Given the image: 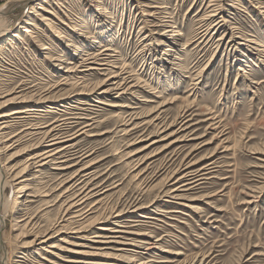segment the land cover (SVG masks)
Instances as JSON below:
<instances>
[{
	"label": "rangeland",
	"instance_id": "rangeland-1",
	"mask_svg": "<svg viewBox=\"0 0 264 264\" xmlns=\"http://www.w3.org/2000/svg\"><path fill=\"white\" fill-rule=\"evenodd\" d=\"M20 1L0 0V9ZM0 21L8 29L0 39V113L54 107L0 119V165L10 182L0 238L9 264H78L59 254L94 264H264V0H29ZM105 47L108 64L81 63ZM7 93L21 98L2 104ZM178 116L189 119L183 130ZM66 117H79L69 134L91 124L70 142L68 154L83 157L66 165L81 162L62 173L49 165L23 170L43 150L36 128ZM190 161L215 167L199 188L164 196L176 185L166 178ZM91 163L84 172L103 192L83 204L97 202L82 232L59 230L70 217L61 214L60 178ZM29 178L36 196L27 198L18 183ZM117 212L126 233L93 242V232L118 228ZM45 230L62 247L49 249L56 255L25 244ZM78 247L89 254L67 251Z\"/></svg>",
	"mask_w": 264,
	"mask_h": 264
},
{
	"label": "bare ground",
	"instance_id": "bare-ground-1",
	"mask_svg": "<svg viewBox=\"0 0 264 264\" xmlns=\"http://www.w3.org/2000/svg\"><path fill=\"white\" fill-rule=\"evenodd\" d=\"M28 1L29 0H22V1L18 2V3H13L12 2V3H10L8 5V7L4 6L5 8L3 7V9H0V19L1 18H5V15L12 8L25 7ZM14 2H16V1H14ZM1 8H2V6H1ZM3 24H2V21H0V39L3 36H6L7 32H8V31H6L8 29L4 28L5 26L3 27ZM141 28H143V27H141ZM22 31L25 32L28 35L31 33V30L28 27L23 28ZM12 36L15 37V36H17V34L14 33ZM12 36H11V38H7V40H9V42L12 41ZM69 45L71 46L72 44H69ZM76 48L77 47H75V49ZM43 49H46V47H43ZM107 50H111V48L110 47H105V49H103L102 52L95 53V54H92V55L89 54L87 58H82V60H81L82 62L81 63H86V64H88L90 62L93 63V62H95L96 60L99 59L100 61H102L101 63H98L99 65L108 64L107 61L105 62V60H108V59H105V58L108 57V56H106L108 53L104 52V51H107ZM166 50L170 51V48L168 47V49H166ZM100 55H103V56H100ZM68 64H72V61L68 60L67 61V65ZM92 68L97 69L96 67H94L92 65V66L88 67L86 70H89V69H92ZM83 70H85V69H83ZM65 71H69L70 72L71 70H69L67 68V69H65ZM117 76H118L117 74H114L110 78H116ZM109 80L111 81V79H109ZM111 84L115 85L116 84L115 80H113V82ZM108 91L109 90H102L101 92L106 94ZM11 94L13 95L14 93H7L8 96L6 95V97H4L5 99H4V102L2 104L7 105V104L15 103L16 101H14V99L21 98V96H12ZM17 102L18 103H22V102H25V100H20V101H17ZM95 102L102 103V101L99 100V99H96ZM79 103L87 104V103H84V102H79ZM66 106H67L66 108H68V107H70L72 105H66ZM115 106L116 107H121L123 105L117 104ZM52 108H54V107H44L42 105H39V106H31L30 105V106H24V107L22 106V107L10 109V110H8L6 112L0 113V119L9 118V117H11L13 115H16V114H23L24 118H28V117L31 116V114H29L31 112L44 113V112H49L48 109L52 110ZM152 111H154V110H152ZM161 113H162V111H161ZM116 116H118V115H116ZM34 117H36V116H34ZM178 118L180 120V116H178ZM77 119H79V117H69V118L66 117V118H61V120L60 119H56L55 121L49 123L48 125H45L43 127L39 126L38 128H36L34 133L37 134V136H43V143H42L43 150L39 151L38 153L36 152L35 154H33V156L31 155L28 158V160H29L28 163H26V165L23 167V170L25 169V167H28L29 165H31V166L35 165L36 167H42V166H45V165H49V166H51V169L57 170V173H62L63 171H66L68 168L78 165L81 162V160L78 161V162H75V163H73L71 165H66V163L71 160L69 158V156H71V158H73V159H76V158H78V157L83 155L82 152H80L79 154H78V152H74L73 154H68L69 153V149L72 147L70 142L77 135H79L81 133H85L86 130H87L86 127H88L91 124L87 123L84 126L80 127L75 133L69 134L70 131L72 130V128L74 127L73 124L77 123V122H75ZM130 119L131 118H129L128 120H124V118H123L121 120V121H123L122 124L123 125H127L128 124L127 122ZM58 120H60V121H58ZM188 120L189 119L180 120V122L178 123V120L175 119V121H176L175 124H180V126H179V128L177 130H179V129L183 130L184 129L183 125H185V122H187ZM56 121H58V122H56ZM4 124H6V121H4ZM175 124H174V122H172V123H169V126H173ZM0 125H1V123H0ZM44 127H49V128L42 130V128H44ZM135 128L136 127H133V128H131V130H134ZM105 132H108V131H105ZM177 132L178 131H175V132L169 133L168 135L165 134V136L162 135L163 136L162 138L157 139V140H152L149 143V146L152 145V144H156L155 142H158V141L169 140V138L174 136ZM179 140L180 139H177V138L173 139V140H170V141H168L165 144V146L163 148H169L172 144H174L175 142L177 143V141H179ZM218 145H220V144H218ZM0 149H1V147H0ZM255 152H258V151H255ZM134 154L135 153H133L132 156H134ZM151 156H154V155H151ZM151 156H149V157H151ZM210 156H213V155H210ZM91 164H92V166H90ZM91 164L88 165L89 166L88 168L87 167H82V168L78 169L75 173H73L72 175L68 176L67 178L66 177L60 178V181H59V184H58L59 187L56 190L60 191L58 193L57 197L62 199L61 206H60L61 210H62L61 214H63V216L70 215V217L67 216L68 218L62 219L65 222L64 224L61 225L60 223H58V225L60 226L59 230L63 229V227H66V226H68V228H71V226H73V228H71V229H74V230H72L73 231L72 233H75L77 235V233L82 232L81 229L83 227H79V225H83L84 224V222L86 221L85 218L89 214L88 211L90 209H92L94 204L97 203V202L92 203L90 205V207H87V208H85L83 206V204L85 202H87L88 200H90L92 197L98 196L99 194H101L103 192L102 191L100 193L99 191H101V190L98 189L102 185H96V186L93 187L92 184H93L94 178H92V176L90 174L88 175V172L87 173L84 172L87 169L93 167L94 163H91ZM137 164H138V162H137ZM137 164L135 166H137ZM195 164H197V163L196 162H191V161L187 162V163L183 164L182 171L179 169L181 171V172H179L181 175L179 173H177V170H174L166 178V181H169L171 185L172 184H176V185L174 187H172V188L168 187L163 193L164 196H167V197H170V198H174V199H179V198H181V196H180L181 194H179L178 192L182 191L183 187L189 186L188 189H194V188L197 189V188H199L200 185L202 183H204L205 179H207L206 175L211 172L210 170H212L213 167H215V165L213 164V161L212 162H208L207 164H205L203 166H200L198 168L195 167ZM136 168H138V166ZM136 168L133 169V170H136ZM82 172H84V173H82ZM173 174H175V175H173ZM178 174H179V176L176 177ZM16 175H17V172L13 175V177H16ZM62 176H64V175H62ZM23 180L26 181V182L22 183L20 181L18 183V184H21L20 190H23V189H24V191L25 190H29V193H27V198L28 197H35L36 195L30 193V192H33L31 187H30V185L34 181L31 182V178L23 179ZM5 184H7V185L9 184L10 185V182L8 181L7 177L4 174L3 167L0 165V235H1V230H2V223L4 222V219H5V212H6L5 209H6V203H7V199L4 198V196L2 194V192L4 190V187H5ZM184 189H186V188H184ZM45 195L46 194H42L41 196H45ZM25 202H27V201H25ZM16 203H18L19 206H23L22 201L16 202ZM140 208L141 207H136V209H133V210H138ZM158 211L163 212V209H158ZM141 216H143L145 218H148V219L149 218L150 219H155V217H153V216H145L143 214ZM120 217H121V213L120 212H117V213H115V215H113V218H116L114 220L113 224H115L119 229L118 228L112 229L110 227H103L100 230H105L106 232L105 231L104 232H102V231L93 232V234H91V236H90V237L94 238V240H92V241L93 242L106 243V242H109L108 241L109 238L122 237V236H120V234H117V233L125 232L122 229H120V227L124 226L119 221ZM30 219H32V218H30ZM128 220H130L131 222L133 221L131 219H128ZM24 224H27V222H25ZM51 224H50V226H51ZM48 229H50V227ZM110 233H112V234H110ZM113 233H116V234H113ZM48 234H49V232H47L46 230L43 233H39L38 232V233L34 234L33 239L30 240L28 243H25L26 245H29L27 248L32 249L35 254L38 253L39 250H49L51 248H56L57 250L61 249L62 248L61 246H58V245H56L54 243H50L49 242V240H51L53 235H48ZM59 240H63L64 241L63 238L59 239ZM3 242L4 241L2 240V238H0V264H9L10 257H9V255L7 253L8 250H6V246L4 245L5 242L4 243ZM64 242H66V241H64ZM151 243H147V244H151ZM75 244H78V243H75ZM71 245H72V243H71ZM83 246L84 245H82V247ZM148 246H153V245H148ZM24 247H26V246H24ZM79 248H81V247H78L77 249H75V248L67 249V251H70L71 253H75L77 255L89 254V252H87V250L79 249ZM64 250H65V247H64ZM49 251L52 254L56 255V253L53 252L52 250H49ZM58 257L60 258L61 261L66 262V263H78V264L79 263L80 264L81 263L82 264H87L88 263V264H94V262H92V261L84 260V259L79 258V257L67 258V257L63 256V254H59ZM70 257H72V256H70ZM20 258L24 259L25 255H23ZM40 258L45 260V261H48V262H53L52 260H50L49 258L45 257L44 255H41ZM18 262H23V261H18ZM53 263L57 264L55 262H53ZM138 264H147V263H146V261H140V262H138Z\"/></svg>",
	"mask_w": 264,
	"mask_h": 264
}]
</instances>
